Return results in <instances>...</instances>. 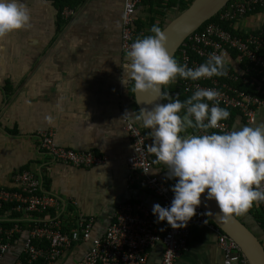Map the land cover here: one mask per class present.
Masks as SVG:
<instances>
[{"label":"crops","instance_id":"1","mask_svg":"<svg viewBox=\"0 0 264 264\" xmlns=\"http://www.w3.org/2000/svg\"><path fill=\"white\" fill-rule=\"evenodd\" d=\"M23 2L31 13L30 26L0 38V188H13L16 173L32 171L42 179L44 191L73 203L66 217L68 228L80 214L93 217V236L99 237L121 204L142 201L146 193L148 201L143 202L151 210L153 204L161 205L129 176L132 144L124 127L137 112L131 83L126 87L121 83L122 67L128 62L122 49L126 0ZM168 2L143 0L138 6L135 24L142 35L149 34L153 24L161 26L172 19ZM63 6L72 11L68 18L60 12ZM263 28L264 11L248 15L234 29L246 33ZM232 123L237 130L264 123V108L254 124L238 115ZM41 131L53 132L59 146L93 151L107 161L89 169L57 163L39 149ZM161 170L156 167L154 173ZM260 212L264 211L254 204L237 217L264 244ZM165 223L158 222L160 229ZM89 248L90 242L80 241L57 264H75ZM162 253V246L156 245L148 264H159ZM14 259L16 252L10 251L1 264H14ZM175 264H223L216 233L193 224L187 249Z\"/></svg>","mask_w":264,"mask_h":264},{"label":"built area","instance_id":"2","mask_svg":"<svg viewBox=\"0 0 264 264\" xmlns=\"http://www.w3.org/2000/svg\"><path fill=\"white\" fill-rule=\"evenodd\" d=\"M142 2H125L122 49L126 53L138 38L135 13ZM258 8L264 11V0H231L217 14L218 22L204 25L203 29L186 39L179 49L181 64L194 68L205 62L210 53L222 52L225 67L230 68L223 79L214 76L192 81L179 77L177 91L171 97H190L197 87L215 88L221 95L210 104L218 103L220 107L236 111L246 124L255 123L258 111L264 108V31L246 32L248 35L243 38L225 30L219 22H233L235 28ZM71 12L69 7H65L62 14L68 18ZM237 31L242 32L240 29ZM233 52L237 54L234 58ZM238 83L252 88L254 93L239 88ZM232 121L229 116L221 122L222 128L208 131H231ZM124 128L132 144V152L127 159L131 181L138 182L153 194L161 206H170L173 199L170 189L175 182L170 181L168 172L164 170L157 175L154 173L156 165L148 151L151 138L145 134L141 121L126 119ZM187 133L199 134V130ZM38 139L39 149L57 163L89 169L102 166L107 161L106 157L93 151L59 146L51 131L39 132ZM13 179V188H0V264L12 250L17 252L14 264H57L80 241L90 242V248L75 264H148L150 252L158 244L163 248L159 264H175L187 249L193 224L208 226L216 233L223 264H248L237 243L215 226L200 206L186 227L173 229L165 223L160 229L145 202L127 201L118 207L104 234L94 237L93 217L80 214L75 225L68 228L66 217L73 203L44 191L43 181L38 175L26 170L16 173ZM255 205L264 211V202ZM19 241L21 245H18Z\"/></svg>","mask_w":264,"mask_h":264},{"label":"clouds","instance_id":"3","mask_svg":"<svg viewBox=\"0 0 264 264\" xmlns=\"http://www.w3.org/2000/svg\"><path fill=\"white\" fill-rule=\"evenodd\" d=\"M30 21L31 13L23 0H0V38L29 27ZM150 33L131 43L121 83L125 87L131 83L137 94L168 100L151 109L141 108L131 116L150 130L148 151L168 167V178L176 180L170 189V206L155 203L152 214L157 222H166L173 229L184 228L206 193V199L215 200L220 209L215 217L219 216L220 223H228L264 202V123L209 132L222 128L221 122L230 116L218 103H209L221 93L215 88L197 87L181 101L165 92L164 86L175 82L177 76L197 81L225 75L224 53L212 52L205 62L189 68L169 54L165 31L158 24L152 25ZM187 129L199 130V134H188Z\"/></svg>","mask_w":264,"mask_h":264},{"label":"water","instance_id":"4","mask_svg":"<svg viewBox=\"0 0 264 264\" xmlns=\"http://www.w3.org/2000/svg\"><path fill=\"white\" fill-rule=\"evenodd\" d=\"M230 1L194 0L187 9L171 19L162 29L165 31L164 34L168 40L167 50L169 54L174 58L186 39L217 16ZM133 94L138 111L141 108L151 109L155 104L165 103L161 99L154 100L151 94H137L136 92ZM146 130L150 132L149 129ZM173 179L176 182L175 178ZM206 195L205 193L201 196L200 207L204 213L211 212L214 214L213 216L206 215L208 219L237 243L248 264H264V244L258 235L237 216L228 223H220L219 216L215 217V214L220 213V209L216 201L206 199ZM140 199L145 202L148 201L146 193Z\"/></svg>","mask_w":264,"mask_h":264},{"label":"trees","instance_id":"5","mask_svg":"<svg viewBox=\"0 0 264 264\" xmlns=\"http://www.w3.org/2000/svg\"><path fill=\"white\" fill-rule=\"evenodd\" d=\"M163 1H165V0H158V2H159L158 4L160 5ZM168 1H169V2H168L167 5H166L168 9H170V10H172V11H175V12H179V13H181V12H183L185 9H187V8L191 5V3H192L194 0H168ZM232 1H233V0H232ZM63 7H65V6H63ZM62 11H63V8H60V12H62ZM262 11H263L262 9H259V8H258V9H256V11H254V12L251 13V14H256V13H258V12H262ZM217 18H218V17L215 16L214 18H212L210 21H208V22L205 23L204 25H206V24H210V23H214V22H218ZM167 23H168V22H167ZM167 23H164L163 25H161V26H160L161 29H163V28L166 26ZM219 24L222 26V28H224L225 30L231 32V33L234 34V35H239L240 37H243V38H245V37L248 35L247 33L239 32V31L235 30L234 27H233V26H234V23H233V22H219ZM204 25H203V26H204ZM203 26L200 28V30L204 28ZM136 28H137V32H138V37H144V36H147V35H152V33H149V34L146 33L147 35H145V33H144V35H141V32H143V30L141 29V27L138 26V27H136ZM261 30L264 31V28L261 29ZM261 30H260V31H261ZM253 32H254V33H258L259 31H253ZM253 32H252V33H253ZM250 33H251V32H250ZM236 55H237V54H236L235 52H233L232 57L234 58ZM174 58L178 61V63L181 64L180 51L177 52V54H176V56H175ZM225 68H226V71H227L230 67H225ZM215 77H216V76H215ZM216 78L223 79L224 76L222 75V76H219V77H216ZM178 79H179V76H177L175 82L170 83V84L164 86V91L167 92V93H169L170 96H172V93H173V92L177 91V87H178V85H177V81H178ZM237 86H238L239 88H241V89L247 91V92L254 93V90H253L252 88H249V87H247V86H244L242 83H238ZM133 93H134V91H132L131 86H130V94H131L132 98L134 97V94H133ZM172 98H174V99H179V100H181V101H184V100H186L188 97L185 96V95H183V96H181V97H172ZM133 99H134V98H133ZM164 102L166 103V102H168V100H167V99H164ZM134 107H135L136 112H138V108L136 107V104H135V103H134ZM228 111H229L230 116L232 117V120H233V118L237 115V112L234 111V110H228ZM189 130L192 131V132L197 131V130H193V129H187V131H189ZM144 132H145L146 135H148V136L151 138V136L148 134L149 132H148L145 128H144ZM151 155H152V159H153V161H154L156 167H158V168H162L163 170H164V169H167V170H168V167H167L166 165H164L162 162H158V161L156 160V157L154 156V154L151 153ZM168 172H169V170H168ZM170 181H174V179H170ZM254 217L256 218V215H255V214H254ZM260 217L262 218V220H264V212H260ZM262 225H264V223H262ZM263 227H264V226H263ZM262 243H263V242H262Z\"/></svg>","mask_w":264,"mask_h":264},{"label":"rangeland","instance_id":"6","mask_svg":"<svg viewBox=\"0 0 264 264\" xmlns=\"http://www.w3.org/2000/svg\"><path fill=\"white\" fill-rule=\"evenodd\" d=\"M179 14V12H175V11H172V14L170 15V17H172V19L175 17V16H177ZM168 22V21H167ZM166 22V23H167ZM12 251H14V252H16V250H12ZM16 256H17V252H16ZM15 260V259H14Z\"/></svg>","mask_w":264,"mask_h":264}]
</instances>
